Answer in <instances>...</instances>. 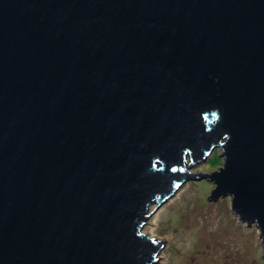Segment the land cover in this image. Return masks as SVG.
<instances>
[{
	"label": "water",
	"instance_id": "1",
	"mask_svg": "<svg viewBox=\"0 0 264 264\" xmlns=\"http://www.w3.org/2000/svg\"><path fill=\"white\" fill-rule=\"evenodd\" d=\"M202 177L264 238V0H0V264H157Z\"/></svg>",
	"mask_w": 264,
	"mask_h": 264
},
{
	"label": "rangeland",
	"instance_id": "2",
	"mask_svg": "<svg viewBox=\"0 0 264 264\" xmlns=\"http://www.w3.org/2000/svg\"><path fill=\"white\" fill-rule=\"evenodd\" d=\"M221 152L216 149L187 171H219L225 162ZM216 187L209 177L186 178L169 199L150 206L143 231L164 241L157 264H264L261 230L240 219L231 196L222 193L209 200Z\"/></svg>",
	"mask_w": 264,
	"mask_h": 264
},
{
	"label": "bare ground",
	"instance_id": "3",
	"mask_svg": "<svg viewBox=\"0 0 264 264\" xmlns=\"http://www.w3.org/2000/svg\"><path fill=\"white\" fill-rule=\"evenodd\" d=\"M180 188H181V186L179 187V189H180ZM179 189H178V190H179Z\"/></svg>",
	"mask_w": 264,
	"mask_h": 264
}]
</instances>
